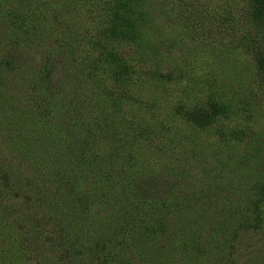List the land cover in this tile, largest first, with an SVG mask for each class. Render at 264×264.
Masks as SVG:
<instances>
[{
	"label": "rangeland",
	"instance_id": "rangeland-1",
	"mask_svg": "<svg viewBox=\"0 0 264 264\" xmlns=\"http://www.w3.org/2000/svg\"><path fill=\"white\" fill-rule=\"evenodd\" d=\"M0 163V264H264V0H0Z\"/></svg>",
	"mask_w": 264,
	"mask_h": 264
},
{
	"label": "trees",
	"instance_id": "trees-1",
	"mask_svg": "<svg viewBox=\"0 0 264 264\" xmlns=\"http://www.w3.org/2000/svg\"><path fill=\"white\" fill-rule=\"evenodd\" d=\"M10 163H11L12 167L17 166V165H13L12 162H10ZM0 164H2V163H0ZM12 170L14 173L12 174L11 177H8V172H7V174L5 172H3V173L0 172V190H1L0 192H2L4 189L11 191V192L15 191L16 188H15L14 182H18V180L21 177V172H19V175L17 176V175H15L16 169H12ZM24 179H25L23 181L24 190L22 192H20L21 189H19V188L17 189L21 193L20 194L21 199H19V200L21 202H32V203H35V201H37V203H38L39 201L44 200L45 196H43L44 193H42V192H43L44 188L46 187V183H47L45 178H43V181H41V184H35V182L30 180L29 178H24ZM25 186H29V189L26 190ZM30 187L33 189H30ZM39 194H40V196H39ZM47 198H50V197H47ZM124 201H125V199H124ZM52 213L55 214L54 212H52ZM53 214H49L48 216L52 215L51 216V218H52V217H54ZM60 217H62V218H57V217L53 218V221H54L53 226H55V224H57L58 222H62L61 224H66L64 221H67L70 223L73 222L70 220H66V216H60ZM104 227H106V225H104ZM60 228H62V226ZM61 239H62V232L58 234V238H55V234L47 235V237L46 236L44 237V243L46 242L48 244L49 249L53 250L52 248L55 247V245L58 246L56 254H55V256H53L52 264H66L67 263V261H65V257L61 256V255H63V256L65 255L63 253L64 250L62 249L64 247H60V244L63 242V241H61Z\"/></svg>",
	"mask_w": 264,
	"mask_h": 264
}]
</instances>
